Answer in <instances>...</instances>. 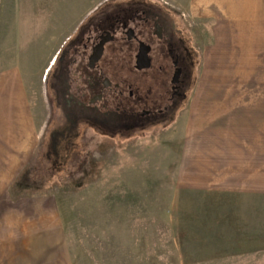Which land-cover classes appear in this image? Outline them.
<instances>
[{
	"label": "rangeland",
	"instance_id": "rangeland-1",
	"mask_svg": "<svg viewBox=\"0 0 264 264\" xmlns=\"http://www.w3.org/2000/svg\"><path fill=\"white\" fill-rule=\"evenodd\" d=\"M3 1L0 76L19 83L0 127V264H264V0H152L190 29L187 99L130 136L86 129L58 167L48 66L108 0Z\"/></svg>",
	"mask_w": 264,
	"mask_h": 264
},
{
	"label": "flooded vegetation",
	"instance_id": "flooded-vegetation-1",
	"mask_svg": "<svg viewBox=\"0 0 264 264\" xmlns=\"http://www.w3.org/2000/svg\"><path fill=\"white\" fill-rule=\"evenodd\" d=\"M190 29L152 0H108L63 41L48 66L45 154L58 167L85 130L124 137L167 124L197 64Z\"/></svg>",
	"mask_w": 264,
	"mask_h": 264
},
{
	"label": "crops",
	"instance_id": "crops-1",
	"mask_svg": "<svg viewBox=\"0 0 264 264\" xmlns=\"http://www.w3.org/2000/svg\"><path fill=\"white\" fill-rule=\"evenodd\" d=\"M6 1V0H5ZM15 6H18V4L16 3ZM14 8L13 5H4V1L0 0V15H2V18L4 17L3 15H9L12 13V9ZM9 12V13H8ZM13 15V13H12ZM44 18L43 16L41 17V19ZM35 19V18H34ZM6 20L9 21V18L6 17ZM27 20H29V18H27ZM12 21H13V17H12ZM16 76L14 75V77H11V79H6L3 78V76H0V127H2L3 125V120H2V115H3V110L6 109V106L9 104V94L13 95V88L15 87L14 84H18V81H15ZM19 86V85H17ZM1 131V129H0ZM1 136V135H0ZM1 139V138H0ZM253 189V188H251ZM259 189L258 186L256 185V190Z\"/></svg>",
	"mask_w": 264,
	"mask_h": 264
}]
</instances>
